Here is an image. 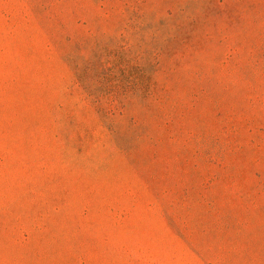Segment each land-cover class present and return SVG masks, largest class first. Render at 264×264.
Segmentation results:
<instances>
[{"label": "rangeland", "instance_id": "1", "mask_svg": "<svg viewBox=\"0 0 264 264\" xmlns=\"http://www.w3.org/2000/svg\"><path fill=\"white\" fill-rule=\"evenodd\" d=\"M0 264H264V0H0Z\"/></svg>", "mask_w": 264, "mask_h": 264}]
</instances>
